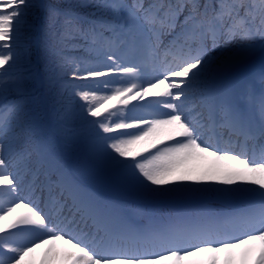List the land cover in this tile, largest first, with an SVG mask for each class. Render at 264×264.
Segmentation results:
<instances>
[{"label":"snow or ice","instance_id":"obj_1","mask_svg":"<svg viewBox=\"0 0 264 264\" xmlns=\"http://www.w3.org/2000/svg\"><path fill=\"white\" fill-rule=\"evenodd\" d=\"M0 264H264V0H0Z\"/></svg>","mask_w":264,"mask_h":264},{"label":"rangeland","instance_id":"obj_2","mask_svg":"<svg viewBox=\"0 0 264 264\" xmlns=\"http://www.w3.org/2000/svg\"><path fill=\"white\" fill-rule=\"evenodd\" d=\"M137 83H140V81H137ZM153 99L152 97H148L146 98V100H151ZM137 103H143L142 101H133L132 104H137ZM131 104L129 105V108H131ZM147 118H150V117H147ZM77 170H78V173L80 175H83L84 172L79 169V167H76ZM85 173H88L87 175H84V177L86 178L87 182H96V183H99L102 187H104L106 190L108 191H112V192H116L117 194H120V195H124L123 193H119L113 189H111L109 186H107L104 182H102L100 179H98L95 175H93V173L91 171H88L86 168H83ZM87 185V183H85ZM89 186V185H88ZM120 197V196H119ZM213 206L215 207H219L220 205H217V204H214ZM135 208H131V211H133ZM37 256H39V253L37 254Z\"/></svg>","mask_w":264,"mask_h":264},{"label":"trees","instance_id":"obj_3","mask_svg":"<svg viewBox=\"0 0 264 264\" xmlns=\"http://www.w3.org/2000/svg\"><path fill=\"white\" fill-rule=\"evenodd\" d=\"M77 103H79V102H77ZM65 150L68 153V155L70 156V158H73V159H76V160H80L81 159L82 151L77 145H75V144H67L65 146Z\"/></svg>","mask_w":264,"mask_h":264}]
</instances>
